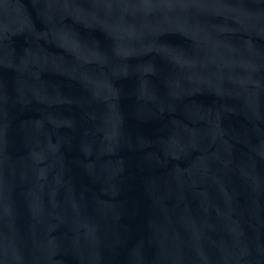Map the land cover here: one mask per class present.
I'll return each instance as SVG.
<instances>
[{"label": "water", "instance_id": "95a60500", "mask_svg": "<svg viewBox=\"0 0 264 264\" xmlns=\"http://www.w3.org/2000/svg\"><path fill=\"white\" fill-rule=\"evenodd\" d=\"M0 264H264V0H0Z\"/></svg>", "mask_w": 264, "mask_h": 264}]
</instances>
